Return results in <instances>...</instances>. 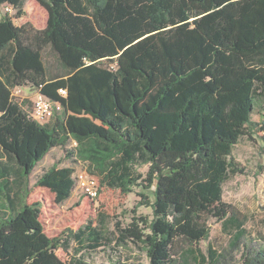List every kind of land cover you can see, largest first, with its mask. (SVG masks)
<instances>
[{
  "label": "trees",
  "instance_id": "16d2710c",
  "mask_svg": "<svg viewBox=\"0 0 264 264\" xmlns=\"http://www.w3.org/2000/svg\"><path fill=\"white\" fill-rule=\"evenodd\" d=\"M34 1L48 13L45 29L18 26L9 14L0 19V264H67L57 252H70L74 241L76 253L112 242L91 225L50 238L42 204L28 203L31 175L58 148L75 166L55 163L36 186L65 203L81 162L102 186L126 195L140 188L147 202L139 205L150 206L152 218L118 223L114 234L150 264L200 252L212 219L237 230L235 245L251 240L224 201V185L244 173L233 154L258 132L254 112L264 125V0ZM25 4L0 0L17 20ZM24 88L61 101L64 111L36 122L32 100L16 95ZM72 95L101 126L69 114ZM247 249L243 264H264V239L261 249ZM210 259L220 264L224 254L211 250ZM68 264L88 263L74 257Z\"/></svg>",
  "mask_w": 264,
  "mask_h": 264
},
{
  "label": "rangeland",
  "instance_id": "374dc122",
  "mask_svg": "<svg viewBox=\"0 0 264 264\" xmlns=\"http://www.w3.org/2000/svg\"><path fill=\"white\" fill-rule=\"evenodd\" d=\"M34 3V4H33ZM9 6V5H7ZM3 6L0 8V17L7 14ZM28 11V20L31 21L38 29L46 26L47 12L34 0H28L26 5ZM17 11L10 15L14 18L17 25H23L27 18L23 20L15 19ZM55 64V59H51ZM21 91H25L22 89ZM22 95V94H21ZM25 98L33 99L34 93L29 90ZM75 95H72L69 101V114L78 117H87L101 126V120L90 111H84L78 108L75 101ZM253 119L259 124L253 140L245 137L236 146L233 157L244 169V173L232 177L224 185V201L231 205L240 219L244 221V228L251 235V240H241L237 245L234 238L237 234L236 229L224 228L222 222L214 219L210 220L211 235L209 240L199 243L195 249L194 256H186L181 253L176 258V264H203L202 257H205L206 264L211 263L210 251H217L224 254V259L220 264H243L244 255L247 248L254 250L261 249V243L264 239V155L262 154L264 136L263 117L258 111L254 112ZM70 146L68 150H71ZM66 149H54L41 162L29 179L30 195L27 199L29 204L41 203L42 215L41 222L44 226L46 234L50 238H56L67 231L77 232L85 229L87 226L99 227L105 232L111 243H107L104 248L97 252L83 251L76 253L75 249L79 248V244L74 241L71 244L70 252L58 251L57 254L68 264L72 258L84 257L88 264H150L149 259L144 251L137 248L134 244L118 245L115 235L116 225L119 223L122 227L129 225L135 216H147L152 218V209L150 206H140V202L144 201L140 197L142 190L136 188L131 194H123L120 190L109 189L102 186L99 197L96 200L89 199L79 191H74L71 198L65 203L59 205L55 202V195L48 189L37 187L36 181L55 163L61 167L75 166L72 159L66 157ZM139 171L146 175L148 167L139 168ZM152 191V190H151ZM151 191H144L150 202H153ZM263 238V239H262ZM185 248V247H184ZM212 264V263H211Z\"/></svg>",
  "mask_w": 264,
  "mask_h": 264
},
{
  "label": "built area",
  "instance_id": "2783aa9c",
  "mask_svg": "<svg viewBox=\"0 0 264 264\" xmlns=\"http://www.w3.org/2000/svg\"><path fill=\"white\" fill-rule=\"evenodd\" d=\"M5 11L7 14L12 15L14 14L15 9L12 6H7ZM16 95L23 97L21 95V90H18ZM59 95L61 98L67 99L68 91L66 89H60ZM32 102V118L42 125L48 124L64 111V105L61 101H53L39 90L34 92ZM74 180L75 187L73 192L79 191L81 195L92 200H96L99 197L101 184L97 177L92 176L88 172L85 164L79 162L76 165Z\"/></svg>",
  "mask_w": 264,
  "mask_h": 264
},
{
  "label": "crops",
  "instance_id": "0c3cea01",
  "mask_svg": "<svg viewBox=\"0 0 264 264\" xmlns=\"http://www.w3.org/2000/svg\"><path fill=\"white\" fill-rule=\"evenodd\" d=\"M36 2V1H35ZM27 3H28V0H26V4H25V8H24V11H25V16L21 19V20H23V19H25V18H27L28 17V11H27V9H26V5H27ZM37 3V2H36ZM34 4V3H33ZM38 4V3H37ZM46 11V10H45ZM47 12V11H46ZM0 19H1V17H0ZM20 20V21H21ZM47 20H48V14H47ZM27 22H30V23H32L31 21H29L28 20V18H27V21L25 22V23H27ZM33 24V23H32ZM34 26H35V24H33ZM18 26H20V25H18ZM46 26H47V24H46ZM46 26L45 27H43V28H41V29H39V30H43V29H45L46 28ZM36 27V26H35ZM37 28V27H36ZM38 29V28H37ZM25 89V91H21V94H22V96L25 98L26 96H28V95H26L28 92H29V89L28 88H24Z\"/></svg>",
  "mask_w": 264,
  "mask_h": 264
}]
</instances>
